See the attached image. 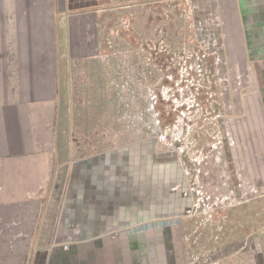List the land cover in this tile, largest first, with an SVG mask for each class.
Returning a JSON list of instances; mask_svg holds the SVG:
<instances>
[{"label":"rangeland","instance_id":"1","mask_svg":"<svg viewBox=\"0 0 264 264\" xmlns=\"http://www.w3.org/2000/svg\"><path fill=\"white\" fill-rule=\"evenodd\" d=\"M41 1L51 20L19 28L29 35L27 44L40 38L50 63L69 66L59 77L67 137L63 126L57 135L69 150L58 149V160L64 153L71 163L87 158L75 166L93 169L86 178L75 170L65 190L98 187L91 177L98 172L99 189L107 193L113 174L130 171L139 164L135 158L174 163L176 182L159 187L173 215L122 235L147 234L149 247L158 240L153 257L159 264H233L235 257L243 259L236 264H264V71L258 92L251 71V85H245L235 81L234 68L227 69L226 61L233 67L242 56L232 7L225 0ZM251 26L240 24L242 32H252ZM243 114L254 130L243 125L236 148L228 144L229 129ZM221 175L226 181L220 182ZM121 177L115 183L120 198L129 188ZM155 177L149 170L131 184L132 201L144 192L142 210L155 204ZM106 178L109 185L101 182ZM52 200L60 206L64 198L56 193ZM44 227L0 225V264H32L33 244Z\"/></svg>","mask_w":264,"mask_h":264},{"label":"crops","instance_id":"2","mask_svg":"<svg viewBox=\"0 0 264 264\" xmlns=\"http://www.w3.org/2000/svg\"><path fill=\"white\" fill-rule=\"evenodd\" d=\"M225 4L235 12L238 32L234 41L236 52L242 53L233 67L227 61L225 65L227 69L234 68L235 81L241 80L245 85H251L246 77L251 71L259 92V75L264 71V0H225ZM45 7L41 0H0V225H45L44 235L38 233V238L34 239L32 264H159L160 258L157 262L153 257L158 247L154 243L158 240L154 239L149 247L147 234L130 237L122 233L141 223L173 215L170 201H164L162 197L164 187L161 191L159 187L163 183L176 182L172 171L177 166L149 162L147 157H143L142 163V158H135L139 164L134 163L129 167L130 171L113 174L110 193L99 189L98 172L91 176L98 187L93 185L92 190L83 187L80 192L65 190L67 180L70 181L75 170L86 178L93 174V169L75 166L76 163H87V158L69 163L64 160V153L58 160V149L64 146V151L69 150L66 142L63 145L57 141L61 126L65 139L67 137L68 111L63 108L65 97L60 94L59 77L69 66L67 63H50V53L40 38L33 36L35 43L27 44L24 37L29 38V35L19 28V23L28 29L36 21L45 24L46 19L51 20L50 13H44ZM241 22H251L252 32H242ZM224 45L227 48L229 44L225 42ZM236 116L229 129L228 144L239 148L243 125L249 124L244 121L247 117L244 114ZM250 119L253 124V117ZM248 128L253 131L254 125ZM149 170L156 176V201L153 209L146 211L141 209L144 192L134 201L130 194L136 189V185L131 184L144 179ZM167 170L171 172L163 179L161 174ZM119 175L129 186L120 193L122 198L115 192ZM218 179L226 181L222 175ZM60 180L65 183L60 190H54ZM101 182L109 185L107 178ZM141 184H138L139 188L145 189L146 181ZM56 193L61 201L64 198L59 201L60 206L52 200ZM55 208L57 210L53 212ZM116 232L121 236L116 237ZM236 259L233 264L243 262V259Z\"/></svg>","mask_w":264,"mask_h":264},{"label":"built area","instance_id":"3","mask_svg":"<svg viewBox=\"0 0 264 264\" xmlns=\"http://www.w3.org/2000/svg\"><path fill=\"white\" fill-rule=\"evenodd\" d=\"M145 226H147V225H145Z\"/></svg>","mask_w":264,"mask_h":264},{"label":"flooded vegetation","instance_id":"4","mask_svg":"<svg viewBox=\"0 0 264 264\" xmlns=\"http://www.w3.org/2000/svg\"><path fill=\"white\" fill-rule=\"evenodd\" d=\"M164 218V217H163Z\"/></svg>","mask_w":264,"mask_h":264}]
</instances>
